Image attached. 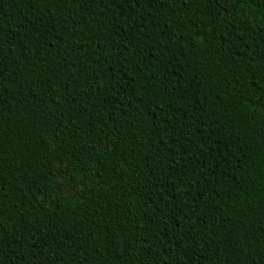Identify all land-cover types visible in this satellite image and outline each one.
I'll return each mask as SVG.
<instances>
[{
  "label": "trees",
  "instance_id": "trees-1",
  "mask_svg": "<svg viewBox=\"0 0 264 264\" xmlns=\"http://www.w3.org/2000/svg\"><path fill=\"white\" fill-rule=\"evenodd\" d=\"M0 264H264V0H0Z\"/></svg>",
  "mask_w": 264,
  "mask_h": 264
}]
</instances>
